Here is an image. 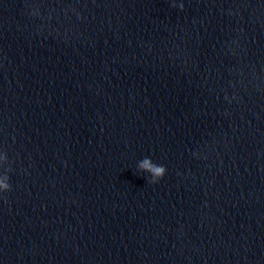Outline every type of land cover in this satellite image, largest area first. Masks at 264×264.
<instances>
[{"label":"clouds","instance_id":"9594fccd","mask_svg":"<svg viewBox=\"0 0 264 264\" xmlns=\"http://www.w3.org/2000/svg\"><path fill=\"white\" fill-rule=\"evenodd\" d=\"M173 7H177L176 4L172 5ZM178 7L183 10V3L179 4ZM8 157L6 153L0 152V167H2L5 163H7ZM138 168L142 172H146L149 174L150 179L147 181L151 184H157L166 174V167L163 165L155 164L150 158L145 157L138 163ZM11 168L5 169L2 173H0V193H5L11 190V185L9 183L10 177L7 174L11 172Z\"/></svg>","mask_w":264,"mask_h":264}]
</instances>
